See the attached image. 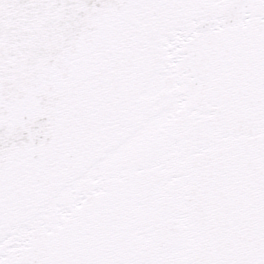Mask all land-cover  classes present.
I'll return each instance as SVG.
<instances>
[{
  "label": "snow or ice",
  "instance_id": "6c2138e0",
  "mask_svg": "<svg viewBox=\"0 0 264 264\" xmlns=\"http://www.w3.org/2000/svg\"><path fill=\"white\" fill-rule=\"evenodd\" d=\"M0 264H264V0H0Z\"/></svg>",
  "mask_w": 264,
  "mask_h": 264
}]
</instances>
